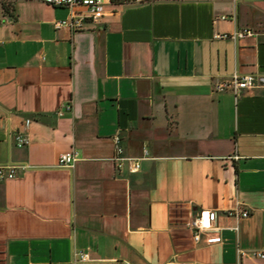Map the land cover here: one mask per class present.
Masks as SVG:
<instances>
[{
	"label": "crops",
	"instance_id": "obj_1",
	"mask_svg": "<svg viewBox=\"0 0 264 264\" xmlns=\"http://www.w3.org/2000/svg\"><path fill=\"white\" fill-rule=\"evenodd\" d=\"M69 15L0 0V166L17 169L0 264H264V0H105L99 22L57 30ZM118 134L139 171L113 160ZM204 211L215 229L195 241Z\"/></svg>",
	"mask_w": 264,
	"mask_h": 264
},
{
	"label": "built area",
	"instance_id": "obj_2",
	"mask_svg": "<svg viewBox=\"0 0 264 264\" xmlns=\"http://www.w3.org/2000/svg\"><path fill=\"white\" fill-rule=\"evenodd\" d=\"M53 7H64L69 9L70 15L67 19L56 21L55 28L69 29L71 32H78L84 29L85 24L88 21L99 22L105 14V0H39ZM136 3H144L149 0H134ZM226 19V17H223ZM219 37L227 38L228 35H222ZM259 81L255 75H236L233 78L219 83L216 87L217 91L231 90L234 93L248 89L253 83ZM73 109L72 104L64 105L59 115H63L65 112H71ZM115 143V157L113 160L117 163L118 168H121L126 161L131 162L132 172H137L141 169V163L139 159L129 158L125 156L123 147L121 146L120 135L113 137ZM30 139L25 134H18L16 137V145L23 148L29 145ZM79 161V154L76 150L63 153L59 157V166L67 169H74L76 163ZM17 177V169L14 166H0V182L6 180H12ZM227 214L235 219L247 218L250 212L242 210L239 207L227 211ZM217 214L214 211H204L190 224V229L194 232L195 241H199L202 238V234L206 231L215 229V219ZM250 254L257 258L264 260V249L251 251ZM88 254H83L82 259L87 260Z\"/></svg>",
	"mask_w": 264,
	"mask_h": 264
},
{
	"label": "trees",
	"instance_id": "obj_3",
	"mask_svg": "<svg viewBox=\"0 0 264 264\" xmlns=\"http://www.w3.org/2000/svg\"><path fill=\"white\" fill-rule=\"evenodd\" d=\"M7 9V8H6Z\"/></svg>",
	"mask_w": 264,
	"mask_h": 264
}]
</instances>
